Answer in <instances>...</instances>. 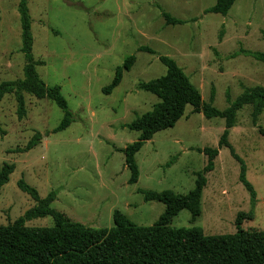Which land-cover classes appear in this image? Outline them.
<instances>
[{"label": "rangeland", "instance_id": "rangeland-1", "mask_svg": "<svg viewBox=\"0 0 264 264\" xmlns=\"http://www.w3.org/2000/svg\"><path fill=\"white\" fill-rule=\"evenodd\" d=\"M21 0H0V84L24 79L21 53ZM37 72L49 87H60L74 114L72 125L55 133L64 113L49 100L25 94L27 116L20 120L14 96L0 104V167L15 166L10 182L0 190V226H8L34 208L33 199L18 188L24 180L42 199L57 192L52 209L70 221L92 229L114 227V213L138 227H152L165 206L146 202L139 191H172L188 195L197 175L208 165L198 149H216L226 122L206 119L188 107L174 129L157 134L136 155L137 185L121 152L139 140L127 126L152 111L159 99L139 89L164 77L167 57L200 91L203 101L224 111L245 89L264 87V63L240 53L264 54V0H238L224 17L206 14L216 0H28ZM164 14L183 21L168 25ZM141 48L154 54L140 52ZM135 57L121 85L105 95L117 69ZM264 113L255 125L252 107L238 113L229 142L247 166V179L257 192L255 219L243 229L264 232ZM41 134L39 146L28 143ZM240 164L226 148L220 150L214 172L207 175L202 215L192 222L185 210L173 229H201L206 236L237 233L240 213L252 211L250 194L239 182ZM52 228L51 217L27 223Z\"/></svg>", "mask_w": 264, "mask_h": 264}, {"label": "trees", "instance_id": "trees-1", "mask_svg": "<svg viewBox=\"0 0 264 264\" xmlns=\"http://www.w3.org/2000/svg\"><path fill=\"white\" fill-rule=\"evenodd\" d=\"M238 0H216V5L206 10V14L226 17ZM21 22V53L25 56L24 79L17 82L0 84V104L6 96H14L17 102V114L20 120L27 116L24 95H31L38 100L55 103L64 113V119L55 133L67 130L74 121V114L62 94L60 87H49L40 78L33 55L34 39L32 19L28 0H21L19 5ZM168 25H183V21L164 14ZM140 52L154 54L141 48ZM240 53L259 63H264L263 53L241 50ZM136 62L135 57L128 58L123 67L117 69L112 84L104 89L105 95H111L122 83L124 74L130 72ZM160 62L167 68L164 77L148 83H142L139 89L154 95L159 102L152 111L135 120L127 128L139 134V140L127 146L121 152L125 155L126 166L131 173L129 184L137 185L140 178L136 155L146 143L170 129H174L185 116L188 107L195 114L206 119H222L226 130L216 149H198L207 156L208 165L197 175L195 189L188 195H177L172 191L162 193L139 191L146 202H157L166 208L165 214L152 227H138L119 211L114 213V227L111 229H92L74 223L64 215L52 209L57 199V192L42 199L36 189L24 180L18 188L29 195L36 206L8 226H0V264H264V232L244 230L246 222L255 219L254 207L257 204V192L247 179V166L238 156L229 142L230 132L236 127L238 113L245 107H252V121L256 125L264 113V87L245 89L235 101L228 97L230 107L220 111L214 107V95L211 102L203 101L200 91L170 58L161 57ZM264 137V130L260 129ZM43 140L37 134L25 150L27 153L39 146ZM226 148L234 160L240 164L239 182L251 197L252 211L240 213L236 219L237 233L226 236H206L199 228L173 229L171 223L182 211L191 214L192 222L202 215V198L207 187V175L214 172L215 161L220 150ZM15 166L5 164L0 167V190L9 184ZM51 217L52 228H29L27 223Z\"/></svg>", "mask_w": 264, "mask_h": 264}]
</instances>
